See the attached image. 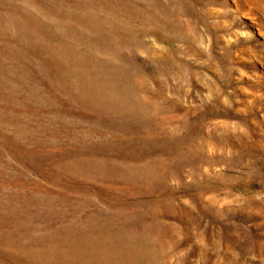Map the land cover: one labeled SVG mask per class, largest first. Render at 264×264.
<instances>
[{
	"label": "rangeland",
	"instance_id": "rangeland-1",
	"mask_svg": "<svg viewBox=\"0 0 264 264\" xmlns=\"http://www.w3.org/2000/svg\"><path fill=\"white\" fill-rule=\"evenodd\" d=\"M0 0V264H264V0Z\"/></svg>",
	"mask_w": 264,
	"mask_h": 264
},
{
	"label": "bare ground",
	"instance_id": "bare-ground-1",
	"mask_svg": "<svg viewBox=\"0 0 264 264\" xmlns=\"http://www.w3.org/2000/svg\"><path fill=\"white\" fill-rule=\"evenodd\" d=\"M254 1H255L258 5H260L259 2H258V0H254Z\"/></svg>",
	"mask_w": 264,
	"mask_h": 264
}]
</instances>
